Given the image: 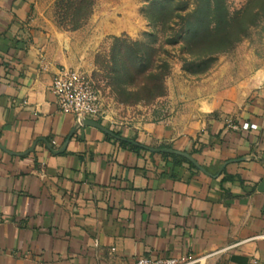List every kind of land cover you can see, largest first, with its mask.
Returning a JSON list of instances; mask_svg holds the SVG:
<instances>
[{
	"label": "crops",
	"instance_id": "0c3cea01",
	"mask_svg": "<svg viewBox=\"0 0 264 264\" xmlns=\"http://www.w3.org/2000/svg\"><path fill=\"white\" fill-rule=\"evenodd\" d=\"M37 2L0 0V264H264V79L209 118L101 122L200 167L131 147L59 109Z\"/></svg>",
	"mask_w": 264,
	"mask_h": 264
},
{
	"label": "rangeland",
	"instance_id": "374dc122",
	"mask_svg": "<svg viewBox=\"0 0 264 264\" xmlns=\"http://www.w3.org/2000/svg\"><path fill=\"white\" fill-rule=\"evenodd\" d=\"M36 10L108 122L209 118L264 79V0H38Z\"/></svg>",
	"mask_w": 264,
	"mask_h": 264
},
{
	"label": "built area",
	"instance_id": "2783aa9c",
	"mask_svg": "<svg viewBox=\"0 0 264 264\" xmlns=\"http://www.w3.org/2000/svg\"><path fill=\"white\" fill-rule=\"evenodd\" d=\"M51 90L56 96V103L63 112H72L79 123L85 118L104 119L101 96L86 73L80 69L61 66L57 69ZM248 127L249 124H243ZM208 255L193 257L143 255L136 257L132 264H209Z\"/></svg>",
	"mask_w": 264,
	"mask_h": 264
},
{
	"label": "water",
	"instance_id": "95a60500",
	"mask_svg": "<svg viewBox=\"0 0 264 264\" xmlns=\"http://www.w3.org/2000/svg\"><path fill=\"white\" fill-rule=\"evenodd\" d=\"M82 124L95 126V127L99 128V129L103 130L104 132L116 137L119 140H124V141L130 142L132 144L138 145L140 147L155 151V152H168V153L183 155L186 158L190 159L192 162H194L198 167H200V164L193 158V156L190 153H188L186 151L178 150V149H175V148H172V147H152V146L145 145V144H143V143H141V142H139V141H137L135 139L128 138L126 136H123L121 134H118V133L114 132L113 130H111L110 128H108L107 126H105L99 120H96V119L85 118V119L82 120ZM72 132L67 137L63 148L60 149V150H55L56 152H61V151H63L66 148V146L68 144V141H69V139H70V137L72 135ZM0 146L3 147L1 145V143H0ZM34 147H35V144L30 148L29 151L33 150Z\"/></svg>",
	"mask_w": 264,
	"mask_h": 264
},
{
	"label": "trees",
	"instance_id": "16d2710c",
	"mask_svg": "<svg viewBox=\"0 0 264 264\" xmlns=\"http://www.w3.org/2000/svg\"><path fill=\"white\" fill-rule=\"evenodd\" d=\"M197 31H198V29H196V30L193 31V32H197ZM195 34H197V33H195ZM99 121H100V122H103L102 119H99ZM118 134H119V132H118ZM122 142H123V144L129 145V146H131V147L139 148L138 146H136V145H134V144H132V143H130V142H127V141H122Z\"/></svg>",
	"mask_w": 264,
	"mask_h": 264
}]
</instances>
